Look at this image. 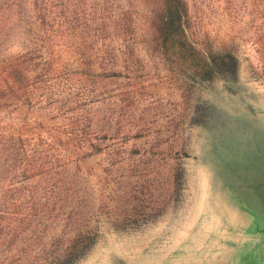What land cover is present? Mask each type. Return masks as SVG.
Instances as JSON below:
<instances>
[{
  "label": "rangeland",
  "instance_id": "374dc122",
  "mask_svg": "<svg viewBox=\"0 0 264 264\" xmlns=\"http://www.w3.org/2000/svg\"><path fill=\"white\" fill-rule=\"evenodd\" d=\"M19 1L0 63L54 64L0 88V136L26 140L0 145V264H46L91 229L75 264H264V0H185L189 43L234 60L204 69L163 51L159 0H85L45 25ZM38 164L51 175L25 179Z\"/></svg>",
  "mask_w": 264,
  "mask_h": 264
},
{
  "label": "trees",
  "instance_id": "16d2710c",
  "mask_svg": "<svg viewBox=\"0 0 264 264\" xmlns=\"http://www.w3.org/2000/svg\"><path fill=\"white\" fill-rule=\"evenodd\" d=\"M15 4H20V1L0 0V15H2V18L4 19V22L3 20H0V29L3 27L4 23L11 18L13 14L17 13ZM29 4L36 5V10L38 11L45 25L46 21L48 19L50 20V17L53 13L55 14V16L52 20H56L57 9L64 10V12H66L69 17L71 7L73 8L71 4H85V0H29ZM37 4H45V6L39 7L37 6ZM156 4H160L159 8L151 10L149 22L153 21L152 27H154L156 34H159V36L156 37V40L161 42V46L164 49V52H168L172 56L176 55L177 57H179L177 59H179L186 66L195 67L196 65L203 69L207 66H210V63L207 59H210L212 61L211 63H213L214 66L221 65L222 61H225L229 58L233 60L231 54L228 53V51H225L227 52V54L223 55L221 53H214V50L208 48L206 52L202 53L195 47L194 44L189 43L186 34V26L189 18V7L188 3L185 0H159V2ZM158 12L161 14H158ZM61 15V18H66L63 14ZM263 15L264 13L261 15V17ZM40 17L38 18L40 19ZM84 19L85 17L82 18V20ZM63 29H65V27ZM39 53L40 52L33 51L27 52L26 54L19 55L9 62H5V60H3L0 63V88H3L2 84L6 85L7 79H16L12 86L7 85L9 87V91L6 92L7 96L18 97L14 91H21L22 88L19 85L26 83L27 78L19 75L20 68H22L25 64L31 63L36 67L40 66L41 74H43L46 78V80L43 79L42 81L44 82L45 80V83L48 82L50 74L44 73L49 70L50 66H53L54 61L53 59L51 60V58L44 57ZM40 60L42 61L40 62ZM47 67L48 70H45V68ZM55 70L58 71L57 69H54V71ZM89 70H91L90 67L88 68L87 72H90ZM104 73H106L105 75H108L107 72ZM26 128L29 127L26 126ZM3 142L5 147L4 149L8 152H14L16 150L22 149L26 144V140L23 138V136L21 138H18L14 134L13 136H10L8 134L3 136L2 134V136H0V145L3 144ZM49 145L52 147L51 144ZM92 147L95 149L97 148L96 145H92ZM38 160L39 158L35 159L36 162H38ZM45 171L48 178V176L51 174L47 171V168L45 170L43 164L28 166L21 173H23L25 179H28L27 176L29 174H35L36 176H38L43 175ZM96 237L97 235L93 231V229L74 235L73 238L67 240L65 244L63 243V245L57 250L56 253L54 252V254L51 255L50 260L47 261L46 264H75L76 261H78L85 255L88 248L95 242Z\"/></svg>",
  "mask_w": 264,
  "mask_h": 264
}]
</instances>
